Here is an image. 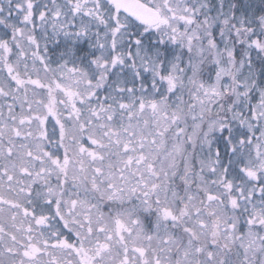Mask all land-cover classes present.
<instances>
[{"label":"snow or ice","instance_id":"1","mask_svg":"<svg viewBox=\"0 0 264 264\" xmlns=\"http://www.w3.org/2000/svg\"><path fill=\"white\" fill-rule=\"evenodd\" d=\"M0 264H264V0H0Z\"/></svg>","mask_w":264,"mask_h":264}]
</instances>
